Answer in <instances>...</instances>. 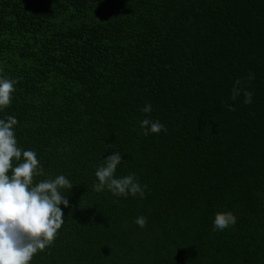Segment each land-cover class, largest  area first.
Here are the masks:
<instances>
[{
	"label": "trees",
	"instance_id": "trees-1",
	"mask_svg": "<svg viewBox=\"0 0 264 264\" xmlns=\"http://www.w3.org/2000/svg\"><path fill=\"white\" fill-rule=\"evenodd\" d=\"M0 75L34 181L74 183L30 264H264V0H0ZM111 152L143 196L94 190Z\"/></svg>",
	"mask_w": 264,
	"mask_h": 264
},
{
	"label": "clouds",
	"instance_id": "clouds-1",
	"mask_svg": "<svg viewBox=\"0 0 264 264\" xmlns=\"http://www.w3.org/2000/svg\"><path fill=\"white\" fill-rule=\"evenodd\" d=\"M16 83L14 78L0 75V111L11 104ZM240 93V88L233 87V99ZM243 95L245 104L252 102V92L244 90ZM141 111L151 113L152 105L146 103ZM17 124L14 116L0 118V264H30L34 254L51 245L64 223L61 205L70 207L67 194L74 185L63 174L34 181L44 174L43 169L35 151L18 146ZM139 125L145 136L164 129L159 120L147 116ZM121 160L120 152H111L102 159L95 170L94 190L100 192L107 188L114 196H143L146 186H141L134 174L116 177ZM236 219L231 211L216 212L213 229L225 230L234 225ZM146 222L144 216L135 219L141 228Z\"/></svg>",
	"mask_w": 264,
	"mask_h": 264
}]
</instances>
